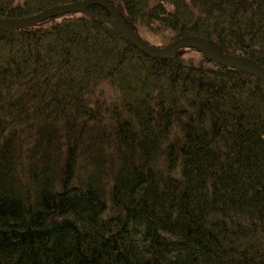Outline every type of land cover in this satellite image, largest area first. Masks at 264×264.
I'll return each mask as SVG.
<instances>
[{"label": "trees", "instance_id": "1", "mask_svg": "<svg viewBox=\"0 0 264 264\" xmlns=\"http://www.w3.org/2000/svg\"><path fill=\"white\" fill-rule=\"evenodd\" d=\"M107 1L264 66V0ZM182 50L84 14L0 30V264H264V83Z\"/></svg>", "mask_w": 264, "mask_h": 264}, {"label": "water", "instance_id": "2", "mask_svg": "<svg viewBox=\"0 0 264 264\" xmlns=\"http://www.w3.org/2000/svg\"><path fill=\"white\" fill-rule=\"evenodd\" d=\"M91 4H98L105 11V14L103 15H96L95 19L97 21L106 22L109 24L112 28L129 40L135 48L148 56L166 58L179 49L192 48L216 64L242 70L255 77L260 82L264 83V66L250 60L249 58L230 55L224 52L219 45L197 36L189 35L177 37L164 46H153L147 43L128 26V24L116 11L114 6L107 0H80L68 4H57L24 17L7 20L0 19V30L11 31L15 29L26 28L40 23L57 14L75 12L88 14L89 12L87 11L86 7Z\"/></svg>", "mask_w": 264, "mask_h": 264}, {"label": "rangeland", "instance_id": "3", "mask_svg": "<svg viewBox=\"0 0 264 264\" xmlns=\"http://www.w3.org/2000/svg\"><path fill=\"white\" fill-rule=\"evenodd\" d=\"M140 35L142 39H144L147 43L153 46H163L164 43L167 41V36H166L167 33H164V32L159 35L150 34L148 32H142ZM178 54L185 57V56H188L190 52H186L180 49V51H178ZM191 54H193V52Z\"/></svg>", "mask_w": 264, "mask_h": 264}, {"label": "bare ground", "instance_id": "4", "mask_svg": "<svg viewBox=\"0 0 264 264\" xmlns=\"http://www.w3.org/2000/svg\"><path fill=\"white\" fill-rule=\"evenodd\" d=\"M93 5H97V6H99L98 4H91V5H88L87 7H86V9H87V11H88V8L90 7V6H93ZM101 7V6H100ZM89 13L88 14H86V13H82V12H75V13H65V14H57V15H55V16H53V17H56V16H62V15H69V14H84V15H88V16H90V17H93L94 19H95V17H96V13H94V12H90V11H88ZM53 17H51V18H53ZM49 19V18H48ZM22 29V28H21ZM16 30V29H15ZM12 31V30H11ZM143 53V52H142ZM175 53V52H174ZM239 70V69H238ZM242 71V70H241Z\"/></svg>", "mask_w": 264, "mask_h": 264}]
</instances>
